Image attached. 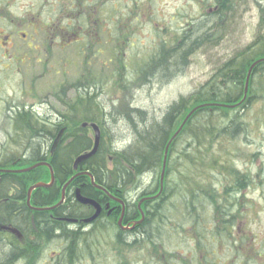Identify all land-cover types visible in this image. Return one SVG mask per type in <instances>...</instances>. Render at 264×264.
Masks as SVG:
<instances>
[{
    "label": "trees",
    "instance_id": "obj_1",
    "mask_svg": "<svg viewBox=\"0 0 264 264\" xmlns=\"http://www.w3.org/2000/svg\"><path fill=\"white\" fill-rule=\"evenodd\" d=\"M217 1L219 6H217L216 10L212 11L211 13L207 12L206 15H204L205 17L203 16L200 19L199 15L198 19L189 18V22L186 26L187 30H185L180 35V41H178L177 39L176 44H174L171 49H166L162 45L163 43H161V49L158 50L159 52L157 51L154 55L151 56L149 62L147 64H144V68H140L141 70L139 69L140 75L142 76L140 78L147 79L150 76L147 81L149 83L147 84H155L157 86H160L164 82L177 77V75L182 73L183 70L187 67V57H192V55L199 49L201 50L208 47L211 49V45H216L218 39H220L221 37L231 34L232 32L236 33L231 28V25H234L232 24L233 19L229 20V18L235 19V17L237 16L235 11L239 5L245 6L248 4H257L259 8V21L257 24L256 34L253 36L254 40L252 41L258 44L257 46L259 47V49H251V47L253 46V43L251 42L250 50L241 49L237 52L235 51L232 54V57L227 60L226 63H224V66L221 67L218 71H216L211 83L208 84L206 88H204L202 91H196L191 96L189 95L186 98L179 97L175 102L169 105L164 115L159 118V120H148L147 116L139 111L133 113L131 116L128 114L126 115L125 113L124 115L126 116H122V118L117 121L125 122L129 127V135L132 134V137H130L133 139H131L132 142L129 143V146L124 150V152L117 153V151L115 152L112 150V147L109 143H104V141L101 140L100 147L97 153L89 161L84 163V170L90 171V173L95 177L96 181L99 184H102L100 179V173H109L113 176H116L117 172L120 171L130 178L133 176V174L142 175L146 172L151 175L156 174L160 176V161L163 157V150L167 143V138L170 136V129H172L173 127L178 128L182 124L184 119L188 116V114L194 108H196L197 110L190 115L185 125L183 126L182 131L180 132L178 137L173 140V143L168 151V153H170L171 158L174 151L178 152L179 147L177 143L178 141H180L179 143L191 145V149L193 148V152L191 155H186L184 154L185 151H182V149L181 151H179L180 153H178V155H181L183 157L184 162H180L177 165H167V174L165 177L166 185L163 186V191L159 195V199L162 201L161 203L166 201V196H168V187L170 186L168 185L169 181H173L174 185L178 189L181 188L184 193L190 194L188 196L194 197L193 194H195L196 192L191 189V184H196L197 180L199 179V176H201L200 174L202 167H213L214 165H216L215 161L219 160L213 159V162L215 164L211 163L205 164L203 166L205 160L210 158V148L204 147L205 142L203 143V145H201L200 141L204 140L206 137H209L212 140L228 139L232 137L229 140H236L237 137L241 136L240 132L245 130L247 131L248 124L244 123V114L249 113V109L258 101H256V97H248L242 103V105L234 109L222 108L220 106L209 107L208 105H234L240 102L243 96V82L245 80L246 73L250 65L258 59H262L263 62L257 65L252 70L249 87L251 90L252 84L256 76H259V78H261L262 81L260 85L262 84L264 86V5L258 2L257 0ZM236 2L238 3L236 4ZM209 6L210 5L208 4L206 6H203V11H208ZM10 9L12 14L13 11L17 10L16 8H14V5L12 4L11 0H0V22H6L7 25H5V29H8V33L13 32V30H11L12 27H15L14 29H17L15 25L20 26V29L25 28L26 24H17L16 22H11L13 19L11 17V13L9 12ZM115 30L116 27L112 32L113 45H115H112L111 60H114L116 63L121 61L123 65L122 67L124 68V61L122 56L123 50L127 46L126 43L128 39L125 40L124 43L122 40V31L117 30L115 33ZM218 31L220 34V38H216L215 41H211L213 35L216 36V33ZM8 33L4 32L3 34L5 35ZM17 47L18 49H16V51L19 56L27 55L28 52L21 53L19 51V49L22 50L24 47H26L24 44L17 45ZM107 60L109 61V57ZM148 69H150L149 71L152 70L151 73L148 71ZM88 86V84L82 85L79 83L76 86H72L73 88L77 87V89H75L74 91L77 92L78 97L74 101L69 100V102H66L65 100V95L67 94V90L69 88L67 86H60L59 92L54 93L53 100H57L62 105L60 106L56 104V106H53L50 104L49 106L51 110L59 111L56 107L61 109L63 106H67L70 111V114H78V117L74 123L70 124L68 123V121L66 123H62L66 127V132L63 136L62 141L56 148L54 155L50 157V165L52 166L56 182L54 186L50 188L47 195L43 194L46 192V190L43 189L36 190L33 193L32 201L37 205L47 207L49 205H52L51 201H53L55 198H59L62 186L66 183L67 179L73 174L71 170V165H67L68 161L72 160V156L80 153L81 150H83L84 148L87 149L90 146V143L92 141L88 136L89 130L82 129L81 124L84 122L95 123L99 126L101 132L107 131L108 133V130L104 129V124L102 122V119L107 118L108 116L103 112L99 102L96 101V95H92L90 93L86 95L81 94V90H86ZM115 86L118 87L119 90H123L125 87L123 83L120 82H116ZM261 97L262 98L260 100L264 101V95ZM29 107L30 105L27 106L26 104H20L19 106L14 107V114H11L14 115V117L9 118L12 119L11 121L13 122L14 126L17 127V132L14 134L11 142L19 146H31L34 143H38V145L40 144V146L42 147L41 152L47 154L49 151L48 144L49 141H51L53 134L49 132L48 135L40 137L39 134L36 133L39 129V125L41 124L43 128L45 124L42 121H38L37 119H35V116H32V114L30 113L32 110L29 109ZM64 119L66 120V118ZM101 137L103 139L104 135H101ZM209 138H206V140H209ZM28 146H25L23 150ZM107 151L112 155L113 158H115V160L118 161V158L121 157L128 164H118L116 161L111 166L110 171L107 170L109 168V165L106 164L103 160L104 158H108ZM60 156L62 160H60ZM45 157L46 156L40 155L39 152H36L31 153L30 157H24V159H11L9 161L4 162L0 159V168L12 167V164L15 168H26L36 164L39 161H44ZM185 157L188 158L185 159ZM229 171L232 172V169H230ZM190 173L195 174H193L192 177L187 181L182 179L183 175ZM228 175H230L229 172ZM0 178V185L2 189H7L9 186L17 187V185H19L20 196H18L25 197L26 186L30 187L38 181L46 183L49 181L50 174L46 168L40 167L24 174H3L0 175ZM192 178L194 180H191ZM231 178L233 181V177ZM232 181H230L231 185ZM151 182L152 184L158 183L159 177L158 179L152 180ZM85 184H88V179L80 177L75 179L71 183L70 187L66 190L65 203L62 207L58 209V212H64L65 218L81 220L89 216L87 208L77 209L73 206V197L72 195H69L71 189L80 188L81 193L83 195L91 197V192L88 189L89 187H81ZM236 186H238V184H236ZM146 187H148L146 188V192H149V194L145 193V195H155L159 191V186H157L153 190L149 189V185H147ZM202 187L206 186L202 185ZM231 187L230 189H228L231 192H235L233 186ZM243 189L244 185L242 190ZM112 192L117 197L122 198V196L116 193L115 190H112ZM41 194L42 196H40ZM184 201L185 200H183L182 202ZM206 201H209V203L211 204L213 202V199H206L205 202L202 203L205 204ZM184 203L186 204V210L194 212V208L192 206L194 203L188 201H185ZM210 204L209 206L214 207V212L218 215V218H216L217 225L223 230L226 229L227 223L239 221L242 218L240 210L243 207L240 205L239 201L237 202L239 210L238 213L234 216L236 220H233L232 217L228 219L229 212L225 207L226 205H222L219 207ZM112 205L115 204L112 203ZM20 207L21 205L19 204L14 205L15 210H18V208ZM135 207L136 205L132 204V210H126V215L124 218L125 224L129 221L130 217L132 216V212L136 210ZM204 208L205 207L202 206L201 209ZM7 209H11V207ZM67 210H69L70 212H67ZM39 216H41V218L38 221L37 219ZM117 216H119V210L118 212L113 214L110 221V230L116 232L117 238L115 239H117V243L125 240L126 238H128V236L134 238L140 237L141 241L149 243L145 244L144 247L150 248L149 255L156 258L154 260L157 262V264L159 262L160 257H165V264H188L182 257L178 256V254L181 253L180 250H177V252L172 251L169 253L166 251V245H163L162 243L163 237L161 236V233L158 234L159 231L162 230V227H159V229L153 227V220L149 214L145 215L144 221L140 225H137L131 232H123L119 230L116 224ZM138 217L139 215L137 216V218ZM25 218L26 220L23 219L22 224H26L30 233L34 235L33 230L29 226V218L26 213ZM46 218H48L47 213L36 214L35 223L37 225L39 223H42L43 227H38L40 232L38 237L44 238V241H46L47 245H49L53 242V240H51L53 239V233L59 232L60 230L65 228L67 224L65 225L62 223H57L52 220L49 221ZM194 221L199 224V226H194L195 235H193V237L197 243L195 250L202 254V250H205V256L208 259H213L215 257L216 251L211 242L207 240L204 231L200 228V223L201 221H203L201 213H199V217L196 218ZM150 222L152 223L151 228ZM173 225L175 227H178L175 224ZM75 227L78 229L86 228L82 224H79ZM151 229L156 232L154 239L151 238ZM219 233L220 230L218 228H212L210 238H216L217 234L219 235ZM79 244L80 245L78 246V248H76V250L72 253L70 252L71 250H63L64 256L66 257L64 258V262L66 264H78L83 259V257L89 259V255H87L88 240H82L81 242H79ZM137 247V243L131 244L129 246L130 250H132L133 252H136L134 250H137ZM217 248H219V246H217ZM116 249L117 248L111 249L114 254L113 264H140L141 262H143H133L131 260L132 255H130V253L126 254L123 250L120 251ZM7 254V248L0 244V260L5 259V256H7ZM90 257L93 258L91 254ZM152 257L150 259H152ZM199 264L201 263L199 262ZM205 264H212V262H205Z\"/></svg>",
    "mask_w": 264,
    "mask_h": 264
},
{
    "label": "rangeland",
    "instance_id": "obj_2",
    "mask_svg": "<svg viewBox=\"0 0 264 264\" xmlns=\"http://www.w3.org/2000/svg\"><path fill=\"white\" fill-rule=\"evenodd\" d=\"M127 1L128 0H119V2L122 3H127ZM257 1L264 5V0ZM237 3L238 2H236V4ZM178 7L179 6L175 0H157L154 4L153 12H151V14L155 15L157 22L154 21L153 24L148 22V24H150L149 32H155L154 37L151 38V35L147 30L142 31L138 36V39L134 42L133 48L131 44L134 41V38L131 39L129 42V47L131 46L129 48V58L126 56L122 57L127 59L126 68L124 70L122 63L118 62L115 64L114 60H112L111 66L106 70V67L102 66L104 62V57H102V55H95V57L89 58L90 65H93V67L91 70H87L85 67V61L81 58L80 60L77 59L78 61H75L76 56L71 53H64L60 56L63 63H65L66 70H61V66L58 65L59 62L56 56L51 58L47 67H43L40 64H35L31 67L32 64L37 62V58L40 59L42 56L32 54L31 52L29 53L26 47L22 50L19 49L21 53L28 52L27 55H25L26 57L23 55L19 56L16 48L18 49L17 45H23V40L22 38H18V36H15L13 39L14 43L12 44V50H5L7 45H5L6 40L3 33H8L9 31L8 29H5V25H7L6 22H0L1 160L4 162L11 159H24V157H28L30 152V146L25 145L28 147L23 150L25 146L15 145L11 142L13 138V123L11 121L12 119L9 117H14V115H11L14 114V107H17L20 104H26L28 106H36L40 104L41 106H45V104H51L53 106H56V104L59 105L57 100H53V94L59 90L63 82H65L66 85H69L76 79L79 84L89 85L86 90H81V94L86 95L90 93L96 95V101L99 102L103 112L108 116L107 118L102 119V122L109 130L108 134L112 139L110 144L116 147L127 146L133 140L131 138L132 134L129 135V127L125 122L117 121L120 120L122 116H125L124 114L127 112V107L130 106L146 111L148 114V120H159V118L164 115L169 105L175 102L180 95H189V93L199 84L209 78L208 76L212 69L227 60V58L236 50L245 47L253 40V36L256 34L260 16L257 4H248L245 6L239 5L235 11L237 14L235 19L229 18V20L233 19L232 24L234 25H231V28L236 33L232 32L231 34L220 38L218 31L216 36L213 35L211 38V41L220 38L218 39L217 44L208 52H206L205 49H199L196 51L191 57L190 64L182 73L178 74L177 77L164 82L160 86L155 84L140 86L138 80V77H142L140 75V68L143 64L148 63L151 56L157 52V45L159 46V43L163 42L164 47L168 49L176 44L177 39L178 41L181 39L180 33H182L186 27L183 28V31H180L179 29L181 26H179V24L176 25L174 22L172 23L173 25H176L177 29H175V31L172 29L173 36L171 35L167 37L166 35H161L162 33L159 32L162 30L163 26L167 25L164 23V20L168 19L167 16L171 17L173 10H176ZM185 8H188V4L185 5ZM189 8L192 9V17L197 15L196 11H198V6H189ZM15 12L20 14L18 9L15 10ZM158 22H160L161 27L157 25ZM43 30H45V28H43ZM157 34L158 38L156 36ZM99 42H103V39H100ZM92 50L91 47L90 52ZM10 51L12 52L11 56H8L6 53ZM84 51H87V49H84ZM85 54L88 53L86 52ZM25 62L26 66L21 65ZM44 62L43 59L42 63ZM73 62L75 68H73V66L71 67ZM261 81V78L256 76L251 89H259ZM116 82L123 83L125 86L124 89L119 90L118 87L115 86ZM128 91H132L133 101L126 107V104L130 102L128 101L129 98H127L128 94H126ZM261 98L262 97L258 98V101L249 109V113L244 114V123L248 124L247 132L250 133L247 137L241 135L236 138L235 142L229 145L226 144L216 153L213 149H209L210 158L205 160L203 166L205 164H215L213 159H219L221 162H219L218 167L221 170V175H217L212 181H210L206 174L201 173L203 176L200 174L201 178L198 179L200 185H203L202 181H204L205 188L210 190L212 187L211 191L213 192L217 187L220 188L227 179V173L230 169L235 168L234 170L236 171L242 170L245 172L253 169L252 172H254L253 174L255 176L250 177V180L247 182V197L245 196L243 199H240L239 196L234 193L235 196L231 199V203H229H236L239 200L240 205L245 208L243 210V217L239 222L245 223L252 219V223L255 222L253 228L255 229L256 234H259L258 237H264V120L260 119L259 116L260 108H264V101L260 100ZM88 136L90 137L89 134ZM179 142L180 141L177 143L179 149L186 145L185 143ZM134 195L135 194H132L131 196L130 194L126 195L128 203L132 204L131 201H133ZM197 203L198 204H194L200 208H202V206L206 207V203L205 205L204 203ZM207 203V211H205L204 214L202 213L203 215L201 214L202 218L206 216V219H208L207 217L215 211L214 207L211 208V206H209V201ZM251 204L254 208L249 209ZM130 210H132V206ZM67 212L70 211L67 210ZM120 217L123 219V210L121 208H119V216H117V218L120 219ZM138 219L139 217L137 218L136 216V219H134L133 222H138ZM207 221L208 220L201 221L200 227L203 228L206 237H209L212 229L206 227V225L208 226L209 224V222L205 223ZM151 227L152 223L150 222V228ZM153 227L159 229L154 223ZM179 227L184 229L187 228V225L185 223ZM177 229L178 227H175L169 222L162 226V230L158 233H161V236L163 237V245H166V251L168 253L172 251L177 252L178 249L183 252L184 249L188 250L191 246L190 242L186 240L188 237L180 235L179 232H177ZM150 233L152 235L151 238L154 239L156 232L151 229ZM110 234L112 237L113 232L111 231ZM47 246L49 249L52 246V243ZM232 253V248L225 251V262L229 261ZM149 260H145L143 264L155 263L154 261ZM81 263L91 264V262L88 263L87 261Z\"/></svg>",
    "mask_w": 264,
    "mask_h": 264
},
{
    "label": "bare ground",
    "instance_id": "obj_3",
    "mask_svg": "<svg viewBox=\"0 0 264 264\" xmlns=\"http://www.w3.org/2000/svg\"><path fill=\"white\" fill-rule=\"evenodd\" d=\"M175 23H176V25L179 24V26H181L179 29L180 31H183L184 26L187 24V22L185 20L181 19L180 17L175 19ZM176 25H175V29H177ZM180 34H182V33H180ZM251 42L248 43L245 47H243L241 49L242 50H244V49L250 50ZM252 43H253V46L251 47V49L252 48L259 49V47L257 46L258 44L256 42H252ZM211 47H214V45L212 44ZM241 49L236 50V52L241 50ZM205 51L206 52L210 51V48L209 47L205 48ZM231 57H232V55L230 57H228L227 60H229ZM227 60H225L223 63L217 65L214 69H212L211 72L209 73V76H208L209 78H207L208 80L206 79L203 83L199 84L193 91H191L189 93V95L191 96L194 92L199 91V90L202 91L204 88H206L207 85L211 83L213 76L215 75L216 71H218L221 67H223L224 63H226ZM258 60H255L250 65V67L246 73L245 80L243 82V93H242L243 96H242V99L240 102H238L237 104H234V105L213 104V105H208V106L209 107L220 106L222 108L234 109V108L242 105V103L248 97H256V101H257L258 98L263 96L264 95V86L262 84L260 85L259 89H254V90L251 89L250 90V87H249L250 77L252 74L249 72V70L251 69V67L255 63H258V64L262 63L261 61H258ZM190 61H191V57H187L188 65L190 64ZM141 68H144V64L142 65ZM149 70L150 69H148V71ZM151 71H149V72L151 73ZM148 78L147 79H144V78L141 79L138 77V80L140 82V86H147L148 85L147 83H149V82H147ZM132 95H133L132 91H130V92L128 91L127 98H129L128 101H130V102H128V104L124 103V104H126V107L128 105H130L131 102L133 101ZM189 95H186V96L180 95L179 97H185L186 98ZM77 97H78L77 92L70 93V95L66 99V102H69V100H71L73 98L77 99ZM71 101H74V100H71ZM58 104L60 106L62 105L59 102H58ZM49 108H50V106L47 104H45V106L44 105L41 106V104H40V105H36V106L31 105L29 107V109L32 110L30 112L32 114V116H35V119H37L38 121L40 120L45 124L43 126V128H42V125L40 124L39 129L37 130L36 133H38L40 137H44V135H48L49 132H51V134H53L52 139H51V141H49V144H48V149H49V151L47 153L48 155L44 154V152H41L42 147L40 146V144L38 145V143L32 144L29 148L30 152H29L28 157L31 156V153H36V152H39L40 155L46 156L44 161H39L36 163V164H40V165L51 163L50 157H52L54 154L51 155L50 151L53 148L54 141H55L56 137L61 133H62L61 138H63L65 131H66V127L62 123H66L67 121L70 124L74 123L78 117V114L71 115L67 106H63L61 109L56 107L59 111H57V110L52 111ZM126 110H127L126 115L128 114L130 116L133 113L138 112V111L141 112L142 114H145L146 116L148 115L146 111H144L142 109L130 107V106L127 107ZM259 111H260L259 112L260 119L264 120V108L261 107ZM36 116H37V118H36ZM64 118H66V120ZM67 118H68V120H67ZM46 120H47V122H50V123H47ZM179 128H180V126L178 128L173 127L172 129H170V132H169L170 136L167 138V143H166L164 150H163V157L161 158V161H160V165H161L160 176L156 175V174L151 175L148 172H146L142 175H137V174L134 175L133 174V176L131 175L132 177L130 178L120 171L117 172L116 176H113L109 173H105V174L100 173V179H101L102 184H99L96 181L95 177L90 173V171L84 170V168H83V166L85 165L84 163L89 161L92 157L87 159L83 163L75 166V163L79 158L87 155L92 150L93 140L90 138L92 141L90 143V146L87 149L84 148L83 150H81L80 153L72 156V160L68 161L67 165L68 166L71 165V170H72L73 174L67 179L66 183L62 186L60 195H62V193H64V197H65L66 196V190L70 187L71 183L77 178L84 177V178L88 179V184L82 185L81 187L88 186L89 187L88 189L91 192V194H90L91 197L83 195L81 193L80 188L71 189L69 195H72L73 206L76 207L77 209H83L84 208V204L81 201L82 197L85 199H88V200H92L96 204V206L98 208L97 207L93 208V214L90 217L95 216V214L98 211L100 213H99L98 217H96L91 222V224L99 221L100 217H101V213L106 210L105 209L106 206H103L104 205L103 203H101L98 199H95L93 197H96V198L99 197L101 199L112 198L114 201H116V203H117L116 207L112 210V213L115 214L119 210L118 206H119L120 202L124 199H127L126 195L130 194V196H131L132 194H135L133 201H131L132 204L136 205V207H135L136 210L133 212V215L138 216L140 214H145V215L149 214L153 220L154 225L157 227H162L165 224L171 222L172 224H175L178 226L177 232H179L180 235L184 236L187 232V230H186L187 228L183 229L182 227H179V226H182L185 223H186V225H190V226H199V224H197L196 221H194V220L199 217V213L204 214L208 208L207 207L208 203L206 201V207L204 209L201 210L200 207L193 204L192 206L194 208V212L188 211L185 209V207H186V204L184 203L185 201L198 204L197 202L202 203V202H205L206 199L211 198V199H213V202L211 204L210 203L209 204L213 205V206H219L220 207L222 205H227L231 201L234 194L228 188H222V187H220V188L217 187L212 192L211 191L212 187L210 188V190H208L207 188L202 187V185H200L196 182V184H191V189L196 193L193 194L194 197H190V196H188L190 194L184 193L181 188L178 189L174 185L173 181H169L168 185H170V186L168 187V191H167L168 196H166L167 198H166L165 202L161 203L162 201L159 199V197L154 200L153 195H145V193L149 194V192H146V188H148V187H146L147 185H149L150 190H153L157 186H159L158 189H161L164 185H166L165 177L167 174L166 168H167L168 164L177 165L180 162H184L183 157L181 155H178V153H180L179 151H181L183 149L182 151H185L184 154H186V155L192 154L193 148L191 149V145L186 144L184 147H182L180 149L178 148V152L174 151L171 158H170V153H168V151L170 149V146L173 143V140H175L178 137V135L180 134V132L182 131V129L179 130ZM104 129H107L105 127V125H104ZM72 130H74V129H72ZM16 132H17V127L14 126V124H13V127H12L13 136ZM249 134L250 133L247 132L246 130L240 132V135H243L245 137H247ZM101 135H104L103 139H102ZM245 137H243V138H245ZM206 138H209V137H206ZM206 138L204 140L200 141V144L203 145V143L205 142L204 147L213 149L215 151V153L218 152L221 148H223L226 144L229 145V144H232L233 142L236 141V140H229L232 137L228 138V139H213V140L211 138H209V140H206ZM100 139L109 143V144H110V141L112 140L111 136L107 133V131L106 132H100ZM191 144H192V142H191ZM128 146H129V144L127 146H122V147H118V146L116 147V146L111 145L112 150L115 152L117 151V153L124 152V150ZM107 153H108V151H107ZM187 158L188 157H185V159H187ZM0 159H1V157H0ZM60 160H62L61 156H60ZM103 160L106 164L109 165V168L107 169L109 171H110L113 163L117 161V160H115V158L112 157V155L110 153H108V158H104ZM117 163L118 164H122V163L126 164L127 162L125 160H123L121 157H119ZM11 166L12 167L0 168L1 173L2 174H8V175L22 174L23 170H25L24 167H22V168L16 167L15 168L13 166V164ZM202 169L203 170L201 173L206 174L209 177L210 181H212V179L215 178L217 175H219V176L221 175V170L218 167L208 166V167H204V168L202 167ZM234 169H232V172L228 171L229 174L233 177V181H232L233 189L235 191H238L237 192L238 194H236L237 196L245 197L244 195H240L243 193L241 190L243 188V185L247 184V182L250 180V177L255 176L253 174L254 172H252L253 169L247 170L246 172L242 171V170L236 171ZM193 174H195V173L183 175L182 179L187 181L192 177ZM198 174H200V173H198ZM158 177H159V182L152 184L151 181L158 179ZM191 180H194V179L192 178ZM0 182H1V178H0ZM55 182H56L55 178H53V183H52L53 186H54ZM149 182H151V183H149ZM202 182L204 184V181H202ZM40 183H41V181H38L35 184L31 185L30 187L26 186L25 187V197L24 196L19 197L20 196L19 195V189H20L19 185H17V187H15V186L12 187V190H13L12 200L14 202H16L15 205L19 204V205H21V207L18 208V210L14 209L10 213H8V215H10V216H7V217L11 218L10 222L15 221V223L18 225V227H20V225L22 224V220L23 219L26 220L24 207H26L28 205V203L30 202V199L32 198L33 193H34L33 190L30 192H29V190L31 187L38 185ZM156 184H158V185H156ZM236 184H238V186H236ZM8 185H9V183H8ZM211 185H213V184H211ZM99 189H100V192H99ZM49 190H46L47 193L45 192L43 194L47 195ZM112 190H115V192L120 194L122 196V198H119L115 194H113ZM77 191L80 192L79 196H78ZM60 195H59V198H55L53 201H51L52 205H49L47 207H43V206H40V205H37L34 203V204H31L29 206V208L32 211L41 210V209L45 208V210H42L38 214L47 213V215H49V214L53 213L52 215L48 216V218H46L49 221L51 219H62V218H64V212L63 211L58 212V209L64 205L65 200H63ZM183 200H185V201L182 202ZM22 202H24V203H22ZM132 204L125 203V207H126V205H128V207H127V209H128L132 206ZM56 210H57V212H56ZM107 211H108V207H107ZM33 216L35 218L36 214L33 213ZM203 220H208V219H206V216H204ZM233 220H236V218H233ZM208 222H209V220L205 223H208ZM92 225L93 226L90 228L78 229L75 227L74 221L68 220V225L65 228H63L62 230H60L57 233L54 232L52 235V238H53L52 245L57 246L55 248V251H57V250L60 251L59 253H57L58 256H60L62 258H66L64 256L65 250L66 251L71 250L70 252L72 253L80 245L79 242H81L82 240L83 241L88 240V247H87L88 253H91V255L95 258L104 256L109 249L117 248L116 250H120V251L123 250L126 254L130 253V255H132L131 260L133 262L143 261V262H141V264H143L145 260H149L148 252H149L150 248L144 247V245L147 244L148 242L141 241L140 237L134 238V237L128 236V238H126L125 240L117 243V239H115V238H117L115 231H112L113 235L111 237V234H110L111 223L109 222V219H106V221L104 219H102L99 223H95ZM4 228H7V227L5 225H0V229H4ZM14 231L15 230H13L12 232L14 233ZM19 238H22L21 234H20ZM134 243L138 244L137 250H134L136 252H133L129 248V246L131 244H134ZM62 250H64V251H62ZM48 254H52V252L48 251ZM7 256H5V257L7 258ZM164 258L165 257H160L158 264H165L166 259H164ZM215 258L208 259L205 262H212ZM152 259H156V258L153 257ZM0 261H2V260H0ZM154 262H155L154 264H157L156 261H154ZM199 262H200V260L196 261L195 263L198 264Z\"/></svg>",
    "mask_w": 264,
    "mask_h": 264
},
{
    "label": "flooded vegetation",
    "instance_id": "obj_4",
    "mask_svg": "<svg viewBox=\"0 0 264 264\" xmlns=\"http://www.w3.org/2000/svg\"><path fill=\"white\" fill-rule=\"evenodd\" d=\"M14 8L18 9L20 14H17L11 9L12 21L17 24H26V28L30 31V35L25 31H20V26L15 25L12 27L9 36L6 39L12 41L15 36H20L27 44L28 50L34 53L50 54L53 52L71 53L72 55H79L80 52L84 55L88 49L95 43L94 38L101 37L104 39V51L111 60L112 54V9L110 3L112 0H11ZM136 6H141L139 10V16L145 17L149 12V9L145 6L153 5L157 0H134ZM178 4L176 11L173 10L172 19L176 14H182L185 12V5L198 6V17L200 19L206 15L202 7L208 5L219 6L217 0H212L208 3V0H175ZM124 7H128L127 3L123 4ZM124 11V10H123ZM121 11V13L123 12ZM191 17V12L185 15ZM205 17V16H204ZM198 19V18H197ZM137 20V19H136ZM103 23V30L99 29L98 24ZM138 24L142 22L137 20ZM159 26V24H157ZM129 24H126V29L129 31ZM45 28V30H43ZM151 37H154V32H150ZM99 41H97L98 43ZM13 44V42H11ZM81 50V51H80ZM74 64V62H73ZM64 66V63H61ZM71 85L67 90V97L70 92L74 91ZM75 92V91H74ZM72 92V93H74ZM75 100V98L71 99ZM1 184V182H0ZM13 190L9 186L7 189H2L0 185V225H5L7 228L0 229V244L7 248V258L0 261V264H66L64 258L58 256L60 251H52V254H48L47 242L44 238H39V228L43 227L42 223L38 225L35 223V229H32V223L30 222L31 216L34 211L30 210L28 206L25 208V213L29 218V226L34 232V235L28 230L26 224H21L20 227L15 221L10 222L11 218H8V213L14 210L16 202L12 200ZM42 196V194L40 195ZM93 197V196H92ZM105 207V211L101 213L100 220L95 223H99L102 219L106 221L109 219L111 209V202L109 198H96ZM128 204V202H125ZM34 204V203H31ZM234 203H232L233 205ZM228 207L229 203L227 204ZM11 209H7L10 208ZM108 207V211H107ZM128 205H126L127 209ZM130 208L127 209V211ZM88 214H93V209H88ZM52 215V214H51ZM234 215V214H233ZM229 216L234 218V216ZM50 216V214L48 215ZM41 216L38 217V221ZM43 219V218H42ZM136 215L130 217L126 224H132ZM54 221L55 219H51ZM57 220V219H56ZM62 223V222H58ZM239 223V224H238ZM90 224L86 228H90L93 225ZM255 223H240L237 221L227 223V227L219 238L211 239V241L219 246L220 254L218 256V264H264V237H258L253 226ZM77 226V225H75ZM16 229L22 235L19 238L18 235L12 231ZM258 237V238H257ZM53 243V242H52ZM56 246L50 247V250H55ZM232 248L233 253L229 261L225 262V251ZM63 251V250H62ZM81 260V259H80ZM84 262V261H81ZM80 262V264H82Z\"/></svg>",
    "mask_w": 264,
    "mask_h": 264
},
{
    "label": "water",
    "instance_id": "obj_5",
    "mask_svg": "<svg viewBox=\"0 0 264 264\" xmlns=\"http://www.w3.org/2000/svg\"><path fill=\"white\" fill-rule=\"evenodd\" d=\"M256 64H257V63H255V64L251 67V69L249 70L250 73H251L252 69L254 68V66H255ZM83 126H85V125H83ZM91 128H92L93 131H94V145H93V148H92V150H91L87 155H85V156L79 158V159L76 161L75 166H77V165L83 163L84 161H86L87 159L93 157V156L96 154L97 150H98L99 142H100V133H99V129H98V127H97L96 125H94V124L91 125ZM180 129H181V128H180ZM180 129H179V130H180ZM61 135H62V133L59 134V135L56 137V139H55V141H54V144H53L52 152H54L55 148L57 147V145H58V143H59V141H60V139H61ZM38 166H46V167L49 168V170H50V174H51V182H50L49 185H45V184H38V185H35V186H33V187L30 188L29 192L32 191L33 189H37V188H42V187H43V188H48V187H50L51 184L53 183V173H52V168H51V166H50L49 164H41V165H40V164H36L35 166H33V167H31V168H28V169L23 170V173L28 172V171H31V170H33L34 168L38 167ZM77 192H78V196H79L80 192H79V191H77ZM63 197H64V193H62V199H63ZM81 201H82V203H83L84 205L89 204V205H93V206L97 207L96 204H95L93 201H90V200L85 199V198H83V197H82ZM97 208H98V207H97ZM99 213H100V212L98 211V212L95 214V216H93L92 218L86 220L85 223L92 222L96 217H98ZM119 224H120V221H119Z\"/></svg>",
    "mask_w": 264,
    "mask_h": 264
}]
</instances>
